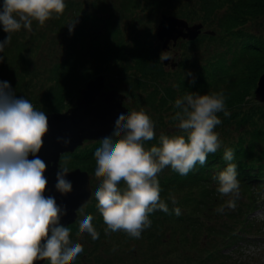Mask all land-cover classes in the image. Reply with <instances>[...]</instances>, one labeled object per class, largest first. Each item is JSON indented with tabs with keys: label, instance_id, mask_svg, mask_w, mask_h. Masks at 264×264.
Listing matches in <instances>:
<instances>
[{
	"label": "trees",
	"instance_id": "obj_1",
	"mask_svg": "<svg viewBox=\"0 0 264 264\" xmlns=\"http://www.w3.org/2000/svg\"><path fill=\"white\" fill-rule=\"evenodd\" d=\"M196 3L201 5L205 16L207 15L206 18H209L210 21L215 20V17L211 15L213 10L217 6H222L225 12L220 15L219 25L225 30L234 29L221 34L223 39L209 35V40L223 44L217 43L216 52L218 53L199 66L197 71L199 76L196 75L195 84L188 85L182 81L177 84L175 81V86L169 83L167 81L169 74L165 70L171 69L164 66L162 62H157L162 48L154 43L151 50L153 42L148 43L144 40L142 43L145 50H143L138 47L136 40L130 39L125 42L123 40L125 36L119 37L117 34L122 33L120 28L116 32H112L114 40L111 39V36L103 35V41H99L97 38L101 30L97 31L98 29H96L99 21H92L91 17V15L94 18L97 17L95 12L85 13L82 20L77 22L75 29L71 32H63L70 25L67 20L64 21L65 11L60 15L53 14L55 20L46 26L52 33L49 35L43 33L49 42L62 43L63 46L61 54H56L52 59V66L50 63L45 67V71L39 70L40 67L33 57L34 55L31 58L27 56V53L29 54L34 49V45L31 43L33 37L24 30L23 36L27 39H19V34L14 32L11 34L10 43L3 52H0V57H3V60H0V81L9 82L14 94L29 100L34 108L36 105L41 111H55L62 109L59 107L62 105L63 99L66 97L69 99L79 81L102 74L107 86H109L107 83L109 78L120 79V83L115 85L117 89L123 90L124 83L128 86L127 91L123 90L130 94L131 100L128 102V107H140L143 110V107L147 106L149 111L167 108L168 113L174 116L177 111L174 107L177 98L195 91L202 92L200 94H210L226 90L219 85L220 81L224 80L225 82L227 77L234 78L235 76L232 75V73L235 74L234 68L249 59L248 53L254 52L256 59H251L248 63L249 77L240 80V83L246 87L252 85L264 69V64H257L261 60V55L264 54V35L256 32H244L236 27L241 23L243 25V22L246 24L249 21H246L247 19L253 18H262L261 24L264 25V0H195L194 3H190V6ZM171 7L176 11V9L183 8V5L179 4L175 8L171 4ZM172 12L174 13V11ZM177 12H183V10ZM176 14L178 15V13ZM234 17H237L240 22L233 19ZM35 24L38 25V22L33 21V26ZM215 26H217V22ZM85 28H90L92 31L89 33L94 35L91 37V43L82 45L80 42L84 38L80 35H82V31L86 32ZM6 36L7 33L2 30V25H0V41ZM39 38L44 37L40 36ZM58 38L68 39L67 47L65 42L59 41ZM237 41L241 45H238ZM16 42L19 46L18 52L9 56L12 44ZM30 43L31 45H29ZM195 43L193 41V44ZM123 44L125 46L122 52ZM101 45L103 50H101ZM37 46L38 44H35V48ZM180 65L185 64L182 61ZM88 66L89 71H86ZM44 73L49 75L47 79L51 82L48 84L43 79ZM163 78L164 83L162 82ZM122 80H124L123 84ZM198 80H200L199 82L204 80V82L198 85ZM225 85L228 87L229 83H225ZM228 90L230 95H227L226 92L224 95L226 109H230L229 115L225 116L223 112L218 113L221 123L215 128L221 142L218 151L215 154H209L205 165L197 164L187 175H180L170 167H166L158 174L157 178L161 188L160 198L168 203L169 213L160 210L151 213L149 215L151 226L141 233L140 238L134 239L123 231L112 232V235H119L122 238L121 250L117 252L113 246L105 247L108 246L106 234L103 233L105 229L98 226L99 224L104 225L103 218L96 208L97 201L94 195L90 196L89 200L79 209L85 206V211L92 215L94 228L99 227L97 232H100L98 238L100 242L94 244L88 249V252L84 248L85 250L83 249L71 264H131V261L134 264H203L218 255L216 249L210 248L212 245L217 246L223 241L230 244L236 241V236H238L237 239L240 237L239 232L234 228V223L230 220L241 221L243 213L251 210L255 204L253 194H259V191L264 187V107L259 108L258 106L261 105L259 102L247 107L248 105L240 100V95L243 96L241 91L236 88ZM162 123L163 121H159V124ZM168 135H183V133L176 127L173 132H168ZM100 143L101 140L89 141L84 146L80 145L73 152L62 154V166L67 168L79 166L88 172L95 173L96 163L93 157ZM152 145L153 143L150 141L144 142L146 149ZM226 148L232 149L234 152L232 162L237 165L239 192H243L241 188L247 192L251 190V192L247 193L249 200L248 203H245V208L237 207L234 210L225 208L223 213H219L216 209L228 198L221 197L217 188H214L210 182L215 184L214 177L226 166V162L222 158ZM119 186L123 188V182ZM170 196L175 197V205L171 203ZM195 197L199 199H195ZM188 204H192L194 210H188L186 207ZM173 207H178L181 215L176 216L172 213ZM194 212L196 214L192 215ZM76 220L67 226L71 230L70 238L73 241L77 237L76 234L81 236L78 234ZM201 234L207 236L206 241L200 239ZM198 241H201V244ZM187 246L189 250L185 253V258L183 255L180 256L181 259H178V252L188 248ZM129 248L131 249L129 250ZM192 251L195 252V255L191 254ZM196 251L201 254L202 258L199 257L200 255H196ZM43 264H49V262L46 261Z\"/></svg>",
	"mask_w": 264,
	"mask_h": 264
},
{
	"label": "clouds",
	"instance_id": "obj_2",
	"mask_svg": "<svg viewBox=\"0 0 264 264\" xmlns=\"http://www.w3.org/2000/svg\"><path fill=\"white\" fill-rule=\"evenodd\" d=\"M65 6L64 0H2L0 25L7 36L0 41V52L10 43L12 33L21 28L32 31L33 21L43 26L53 14H62ZM160 59L169 57L161 54ZM174 107L177 111L172 119L183 135L162 133L158 143L146 149L144 142L156 139L154 123L143 111H132L118 116L111 136L104 137L95 150V175L102 180L94 197L105 233L123 231L139 238L151 226V213L170 211L160 198L158 174L170 167L187 175L197 164L205 165L208 155L221 147L215 131L221 123L218 113L229 115L222 91L189 92L177 98ZM47 132L46 113L17 97L9 82L0 81V264H71L83 251L82 244L70 238V228L61 224L66 209L55 197L45 195L47 165L38 153ZM222 158L226 166L214 179L219 195L228 199L216 209L219 213L235 209L240 191L233 150L226 148ZM67 174V167L57 171L55 188L61 194L72 190ZM170 200L176 204L174 196ZM78 211L82 217L78 234L98 239L92 215L84 214L83 208ZM171 212L181 215L178 207Z\"/></svg>",
	"mask_w": 264,
	"mask_h": 264
},
{
	"label": "rangeland",
	"instance_id": "obj_3",
	"mask_svg": "<svg viewBox=\"0 0 264 264\" xmlns=\"http://www.w3.org/2000/svg\"><path fill=\"white\" fill-rule=\"evenodd\" d=\"M64 2L66 5L64 9L66 13L64 21L67 20L70 25L74 24L73 29L76 28L77 22L82 20L85 13L92 14L95 12L97 13L96 14L97 17L94 18L93 15H91V17H92V21L94 20L99 21L98 27L96 28L98 29L97 31L101 30L100 35L97 38L99 39V41L101 42L103 41V35L108 37L111 36V39H113L112 32H116V30L120 28L122 33L119 32L117 35L119 37L125 36V38L123 39L125 42H128L130 39L133 41L136 40L138 47L145 50L142 42L146 40V42L148 43L153 42V44H151L150 47L151 50L153 49L152 47H154V43L158 45L160 48H162L161 53L159 52V61L157 62L160 63L162 62L164 66L171 69V70H165V69L164 70L167 72V74H169L167 75L168 77L167 81H169V83L174 84L175 86H176L175 81L177 84L179 81H182L184 84H188V85L195 84V82L192 81L195 79L197 75L199 66L208 58H212L213 55H216L218 53L216 52L218 49L217 43L218 44H223V43L209 40L210 34L215 37L221 38V34L223 35L224 33L230 32V30L234 29V28H230L228 30H225L221 28V26L219 25L220 15L221 13L225 12V9L222 6H217L213 10L214 12H212L211 15L215 17V20L210 21L209 18H206L207 15L205 16V13L201 5L196 3L195 5L190 6V3H194L195 0H64ZM0 3H2V0H0ZM171 4H173L175 8H177V6L181 4L183 5V8L176 9L175 11L171 7ZM180 10H183V12H177ZM172 11H174V13ZM176 13H178V15ZM162 15H167V16L171 15L177 17L181 20H184L188 26H192L194 23L200 24L202 29L200 30L198 35L194 39H192L196 43L193 44V41L188 38H180V40H175V41L173 40L171 42L168 41L165 43L164 40H161L160 38L158 39L157 31L159 30L158 25H159V21L162 19ZM233 19L237 20L238 23L240 22L237 17H234ZM54 20L55 17H52L51 19L46 21L43 26L39 24L38 25L35 24L33 26L32 24V31H27L21 28L20 31L15 32V34H19L18 35L19 39H23V38L27 39L26 37L23 36L25 32L28 33L31 37H33L32 41L34 42L31 41V43L34 45V49H32L29 52V54L27 53V56L31 58L34 55L33 57L36 59L40 67L39 70L42 71H45L44 70L45 67L49 66L50 63L52 66V59L56 56V54L60 55L63 49L62 43L54 44L53 42H49V40L46 39L45 35L43 34L46 33V35H49L50 33H52L46 26L52 23ZM56 20H58V18H56ZM261 20L262 18L247 19L246 21L248 22L246 24H244L243 22L244 26L241 23L240 25H238V27H236V29L240 28L244 32H256L257 34L262 33L264 35V25L261 24ZM216 22H217V26H215ZM175 25L178 26L179 28L178 24ZM85 30L86 32L82 31L83 33L82 35H80V37L84 38V40L83 41L81 40L80 42V44L82 45H87V43H91V37H93L94 35L93 33H89L91 30L90 28L88 29L85 28ZM183 30L186 29L183 28ZM67 31H69V27L66 29V31L63 32H67ZM40 36H43L44 38H39ZM58 40L64 41L65 46L67 47L68 39L61 40V38H58ZM31 43L29 45H31ZM35 44H38L36 48H35ZM237 44L241 45L239 41H237ZM12 45L13 46L10 49L11 53L9 56H13L15 53L18 52L19 49L18 42ZM124 46L125 45L123 44L122 52L124 51ZM127 47L129 48L130 45ZM80 50H82V48H80ZM101 50H103V47L101 48ZM161 54L167 55L169 59L161 60L160 59ZM248 54L250 55L249 59L245 62L243 61V63L240 66H236L234 68L235 74L232 73V75H234L235 77L234 78L227 77V80L225 82L224 80H221L220 84L219 83L218 84L224 89H226V90H222V92L223 93L226 92L227 95H230L228 94L229 88L231 89L236 88V90L241 91V93H243V96L240 95V100L241 102L244 101L245 102L244 104L248 105L247 107H249L251 104L256 105V103L259 102L261 105H259L258 107L262 108L264 107V100H259L256 98L255 90L258 85V81H259L258 79L260 75L264 73V69L258 76L257 80H255L252 85L246 87L244 86L243 83H240V80L248 79L249 77L250 74V70L248 68L249 61L251 59L252 60L256 59V55L254 52H250ZM182 61L185 64L183 66L180 65V62ZM259 63L264 64V54L261 55V60L257 62V64ZM86 71H89V66L86 69ZM189 73L191 75H189ZM48 76L49 75L46 73H44L43 75V79H45L46 84L51 82L49 81V79H47ZM92 78H94V75L91 76V78L89 79H85V80L83 79L79 81L77 85L74 87L73 94L69 97V99H67V97L63 99L62 105L59 107L62 109L55 111H64L68 107L74 106L76 104V99L79 95V90L83 88L87 83V81ZM199 81L200 80L197 81L198 85L204 82V80L203 82H199ZM123 82L124 80H122V84ZM162 82L164 83V78L162 79ZM107 83L109 84L110 88L115 89V85H118V83H120V79L109 78V81ZM225 83L226 84L229 83V86L227 87ZM123 87H125L123 88V90L127 91L128 86L125 83L123 84ZM123 90L118 89L119 92H121L126 96V99L124 98L123 100L124 103L123 105L126 107V110L129 113L132 111H143L153 121L154 130L156 133V139L150 141L151 143L157 144L158 138L162 133L163 134L167 133L166 135H168V132H173L174 129L177 127L176 125L178 122L172 119L173 115H170V113H168L167 108L163 110L153 109L149 111L146 108L147 107L146 105H145L146 107H143V110H141L140 107H132V108L128 107L129 104L128 102L131 100L129 98L130 94ZM35 109L41 111L40 108L36 105H35ZM52 111L53 110L43 111V112L48 113ZM159 121H163V123L159 124ZM156 125L159 126L160 128H158ZM89 141H95V140L84 141L82 146H84ZM59 163L62 166L61 158ZM71 167L73 168L74 166ZM88 173L90 175V183L92 185V192H91V196H92L94 195L96 186L99 185L102 178H97L93 171ZM210 184L214 188H217L216 182L215 184L213 182H210ZM241 190L243 192H239V198L236 200L235 208L237 207L245 208V203H248L249 198L247 196V193L251 192V190L248 192L244 191L243 188H241ZM253 195L255 198V204L251 210L243 213V215L241 216L242 220L235 222L233 220H230L232 223H234L235 225L234 228L236 229L237 232H239L240 237L237 239L238 236H236L235 237L236 241L230 244L226 243V241H223L217 244V246L219 247L212 245L210 248L216 249V253L218 255L215 258H212L210 261H206L203 264H264V187L259 191V194L254 193ZM195 199H199V198L195 197ZM192 206H193L192 204L186 205V207H188V210L189 209L194 210V208L192 209ZM83 211L84 214H90V212L85 211V206L83 207ZM195 214L196 213L194 212V214L192 215ZM79 218L82 217L80 216L78 211L77 220H76L77 223ZM193 222L195 221L193 220ZM98 226L100 228H104V229L106 228L105 224L104 225L99 224ZM98 226L96 228L97 229L96 231H98L99 228ZM98 233L100 234V232ZM103 233L106 234V238L108 241V246L105 247L110 248L111 246H113V248L117 252L120 251L121 250L120 244L122 243L121 242L122 238L119 235H112V232L105 233V230ZM76 236L77 237L74 238V242H78L82 244L83 249L85 248L86 252H88V249H90L94 244L100 242L98 239L93 240L92 237L87 233H83L81 234V236H78L76 234ZM200 239L202 241H206L207 236L201 234ZM200 242L201 241H198L199 244H201ZM130 249L131 248H129V250ZM188 250L189 247L181 249V251L178 252L177 258L181 259L180 256L183 255H184L183 258H185V253H187ZM191 254L195 255V252L192 251ZM196 255H200L199 257H201V254L198 251H196ZM44 263H46V261ZM131 264H134V262L131 261Z\"/></svg>",
	"mask_w": 264,
	"mask_h": 264
},
{
	"label": "water",
	"instance_id": "obj_4",
	"mask_svg": "<svg viewBox=\"0 0 264 264\" xmlns=\"http://www.w3.org/2000/svg\"><path fill=\"white\" fill-rule=\"evenodd\" d=\"M158 27L157 36L165 43L170 39L176 40L178 36L192 40L200 32L201 25L194 23L188 26L177 17L162 15ZM258 80L255 95L257 99L264 100V73ZM124 98L125 95L117 90L106 89L103 76L97 75L79 90L74 106L64 111L46 113L48 132L43 138V146L38 155L47 165L44 173L48 181L45 195L55 197L57 204L66 209V215L61 217V224L64 226L75 222L78 209L91 196L92 185L86 170L80 167L67 168L66 179L72 184V190L65 194L58 192L55 188L56 175L63 168L59 164L60 157L63 153L73 152L85 140H102L111 136L118 116L129 113L123 105ZM43 262L37 261L36 264Z\"/></svg>",
	"mask_w": 264,
	"mask_h": 264
},
{
	"label": "flooded vegetation",
	"instance_id": "obj_5",
	"mask_svg": "<svg viewBox=\"0 0 264 264\" xmlns=\"http://www.w3.org/2000/svg\"><path fill=\"white\" fill-rule=\"evenodd\" d=\"M184 31H186V30H184Z\"/></svg>",
	"mask_w": 264,
	"mask_h": 264
}]
</instances>
